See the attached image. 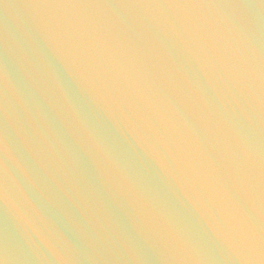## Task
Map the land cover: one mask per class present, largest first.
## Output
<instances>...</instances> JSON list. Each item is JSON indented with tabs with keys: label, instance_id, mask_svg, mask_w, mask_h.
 Segmentation results:
<instances>
[{
	"label": "water",
	"instance_id": "95a60500",
	"mask_svg": "<svg viewBox=\"0 0 264 264\" xmlns=\"http://www.w3.org/2000/svg\"><path fill=\"white\" fill-rule=\"evenodd\" d=\"M0 264H264V0H0Z\"/></svg>",
	"mask_w": 264,
	"mask_h": 264
}]
</instances>
